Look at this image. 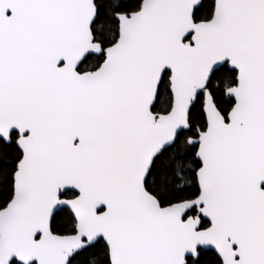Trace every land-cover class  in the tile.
<instances>
[{
	"label": "snow or ice",
	"instance_id": "obj_1",
	"mask_svg": "<svg viewBox=\"0 0 264 264\" xmlns=\"http://www.w3.org/2000/svg\"><path fill=\"white\" fill-rule=\"evenodd\" d=\"M0 264H264V0H0Z\"/></svg>",
	"mask_w": 264,
	"mask_h": 264
}]
</instances>
